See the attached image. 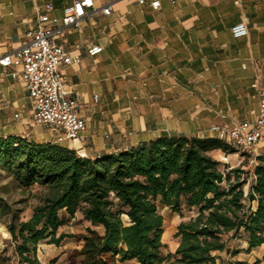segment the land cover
<instances>
[{
    "label": "crops",
    "instance_id": "0c3cea01",
    "mask_svg": "<svg viewBox=\"0 0 264 264\" xmlns=\"http://www.w3.org/2000/svg\"><path fill=\"white\" fill-rule=\"evenodd\" d=\"M73 1L0 0V57L24 43L39 14L48 18L43 26L58 25ZM92 1L96 9L110 6V14L87 17L58 40L78 59L60 70L86 123L78 142L59 146L94 158L162 136L215 138L213 126L255 119L264 86V0H157V10L137 0ZM240 22L247 36L233 39L230 29ZM94 46L102 51L90 57ZM55 136L35 124L23 81L0 66V137L53 144Z\"/></svg>",
    "mask_w": 264,
    "mask_h": 264
},
{
    "label": "trees",
    "instance_id": "16d2710c",
    "mask_svg": "<svg viewBox=\"0 0 264 264\" xmlns=\"http://www.w3.org/2000/svg\"><path fill=\"white\" fill-rule=\"evenodd\" d=\"M217 151L236 150L216 138L162 136L90 158L55 144L0 137V173L19 191L39 190L27 221L20 220L22 209L0 198V223L21 264L36 261L39 244L61 243V212L69 218L79 213L89 224L76 236L81 245L69 264H217L211 254L228 251L227 234L242 235L247 253L264 244V155L255 158L245 195L242 171L215 160ZM159 206L195 212L177 226L178 246L165 258Z\"/></svg>",
    "mask_w": 264,
    "mask_h": 264
},
{
    "label": "built area",
    "instance_id": "2783aa9c",
    "mask_svg": "<svg viewBox=\"0 0 264 264\" xmlns=\"http://www.w3.org/2000/svg\"><path fill=\"white\" fill-rule=\"evenodd\" d=\"M137 3L148 4L153 10H157L160 5L157 0H137ZM50 8V5L45 6L47 11ZM110 12V6L96 9L92 0H74L64 8L60 23L49 27L43 26L48 20L47 16L39 14L36 18L37 27L25 33L24 43L0 57V66L4 73L12 79L23 81L32 105L35 124L56 132L53 140L55 145L78 142L86 130L85 121L77 114L78 103L67 98L66 77L60 70L62 66L74 64L78 59L70 56L58 40L67 28L80 30L85 18L97 13L107 16ZM230 33L233 39L246 37V23L235 24ZM101 51V47L94 46L87 50V54L94 57ZM209 133L244 155L250 156L259 145L264 146V86L258 90V112L253 121L225 127L213 126ZM79 156L86 157L83 154Z\"/></svg>",
    "mask_w": 264,
    "mask_h": 264
},
{
    "label": "rangeland",
    "instance_id": "374dc122",
    "mask_svg": "<svg viewBox=\"0 0 264 264\" xmlns=\"http://www.w3.org/2000/svg\"><path fill=\"white\" fill-rule=\"evenodd\" d=\"M257 153L259 152L257 151ZM222 155V153L216 152L213 154V157L221 164L227 165L229 169H239L242 171L241 178L247 181L243 191L247 194L249 185L252 182V168L257 163L254 159V154L249 156L235 151V153L228 156ZM222 157H225V161ZM1 186H6V192H0V198L13 210L22 209L20 220L27 221L32 214V208L37 205L39 190L19 191L9 184L2 173H0ZM158 212L163 218L162 243L164 247L161 250V254L165 258L169 254L172 255L178 246V239L175 237L177 226L182 222H187L194 216L195 212L182 207L181 213L177 214L162 206L158 207ZM60 217L64 220V225L59 229L58 236L63 235L64 239L58 246L47 243L39 244L36 250V261L30 264H69L68 256L74 249L80 247L81 243L77 241L76 236L84 234L89 224L83 220L82 215L79 213L74 218H69L64 212H61ZM223 241L228 251L211 254L218 258L216 260L217 264H228L229 262L236 261L247 262L248 264H253L254 262L264 264V246L247 253L245 252L247 244L242 235L234 237L233 234H227L223 237ZM0 264H21L13 252L10 235L3 223H0ZM120 264L136 263L128 261Z\"/></svg>",
    "mask_w": 264,
    "mask_h": 264
}]
</instances>
